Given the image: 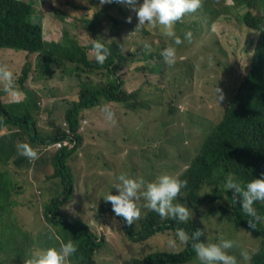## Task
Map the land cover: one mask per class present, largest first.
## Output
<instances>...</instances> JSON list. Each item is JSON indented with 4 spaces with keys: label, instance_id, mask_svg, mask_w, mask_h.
<instances>
[{
    "label": "rangeland",
    "instance_id": "374dc122",
    "mask_svg": "<svg viewBox=\"0 0 264 264\" xmlns=\"http://www.w3.org/2000/svg\"><path fill=\"white\" fill-rule=\"evenodd\" d=\"M23 1L33 4L35 13L32 19L36 23L42 22L44 37L48 42H61L67 34L86 46L89 38L92 39V34L86 32V22L105 5L100 0H91L93 4L86 0H65V5L59 0ZM55 5L61 8L70 6V11H66L62 17H54L50 13L53 9L49 8ZM220 5H225L228 11H220ZM115 7H118L116 15L119 20L123 17V9L125 22L129 16L132 22H126L125 30L117 34L110 32L109 36L116 39V43L135 59L132 64L116 71V76L124 82L123 90L118 94L120 102L98 107L82 119L84 132L81 143L68 161L74 179L72 193L64 204H60L58 216L45 217L47 206L57 193H61L64 184L61 178L54 175L52 154L56 151L44 149L52 147L51 137L68 128L65 113L71 101L78 99L79 84L105 86L107 72L66 64L61 67L64 72L60 82L54 80L50 86L36 68L37 54L27 55L23 50L0 48V64H6L14 74L16 89L13 96H24L20 104L5 106L6 92L0 84V107L14 118L18 116V109H22L19 117L27 123H37V134L49 140V145H39L43 148L42 156L32 159L29 168H11L1 159L6 154L0 155V174L8 183L5 187L7 193H3L1 199L3 210L7 212L2 219L11 222L12 215H17L23 227L31 231L27 238L20 236L13 249L0 241L3 247L0 257L2 264H15L14 261L18 259L15 252L18 250L29 253L46 249L41 246L44 242L59 245L56 236L64 242L72 240L78 249V234L62 226L61 218L76 221L79 217L97 240L103 238V245L95 255H109L113 264H134L132 257L176 250L177 243L175 247H169V241L175 238L173 235H159L141 244L131 243L121 231L116 230L120 224L106 226L98 220L99 208L101 204L110 203L104 199L108 192L118 194L114 185L121 173L145 181L155 180L164 173L178 178L182 176L199 153L206 134L223 120L231 85V80L223 78L233 75L235 82H239L246 73L252 60L251 37L255 32L241 22L244 11L237 8L232 0H202L200 9L185 15L175 25L177 35L184 40L185 45L182 46L175 45L174 40L164 36L158 27L145 25L136 30V13L124 4L116 3ZM217 10L220 13L214 18ZM256 16L264 19L262 12ZM188 31L192 33L191 43L184 39ZM163 40L177 50L176 62L172 66L158 58L144 57V54L150 53L144 50L145 45L149 44L155 47L156 51L153 52L160 54ZM106 41L109 42L108 39ZM91 58L95 59V56L89 50L88 59ZM53 69L57 74L61 72L58 68ZM177 85L181 90L176 88ZM217 88L221 89L223 100H217ZM39 101L45 102V108L37 109ZM105 107L114 112V122L105 118ZM131 107H136L138 111L131 112ZM216 187L217 184H211L204 189L209 199L200 206L202 229L209 242H217L221 236L236 241L240 247L230 250L229 254L236 256L238 264H244L240 249L255 253L260 242L252 238L251 243L254 244L243 245L241 239H245L246 235L238 233L235 227L226 222L228 219L223 217V212L205 217L211 208L214 210L220 206L228 209L225 215H231V204L226 199L214 198L213 190ZM175 202L181 203V200L178 198ZM148 211L142 209L141 219ZM219 217L225 220L220 221ZM133 226L138 229L139 221ZM2 231L0 221V234Z\"/></svg>",
    "mask_w": 264,
    "mask_h": 264
},
{
    "label": "trees",
    "instance_id": "16d2710c",
    "mask_svg": "<svg viewBox=\"0 0 264 264\" xmlns=\"http://www.w3.org/2000/svg\"><path fill=\"white\" fill-rule=\"evenodd\" d=\"M59 1L65 5V0ZM86 1L93 4L91 0ZM232 1L237 8L244 11L243 18L240 17L241 22L248 29L255 32V35L251 37L252 60L239 82H235L233 75L223 78V80H231L227 97L229 101L223 120L209 130L199 153L179 178L182 181H187V186L181 189L179 199L181 203L188 204L194 213V218L189 219L186 223H180L171 218L161 219L157 213L148 211L145 213L144 218L138 220L139 228L135 229L133 225L128 226L121 217L115 215L110 203L101 204V208H99L98 220H101L106 226L113 225L115 227L114 223L120 224V227L116 230L121 231L133 244H141L164 234L175 237L173 240L178 244L176 250L155 251L145 257L135 256L131 258V262L134 264H201L191 242L181 243L176 236V230L183 228L189 236L197 229L203 230L200 222L202 217L200 206L209 199L205 195L204 189L211 184H217V187L213 190L214 198L216 200L226 199L231 204L232 211L231 215L227 216L225 213L228 212V209L220 206L214 210L211 208L209 213L205 214V217L223 212V217L228 220L221 217H219V220H225L235 227L238 233L246 235L245 239H241L243 245L254 244L251 243L252 238L260 242L257 251L255 253L251 252V264H264V221L257 223L256 229L250 228L248 225L249 217L243 213L241 205L232 202L233 190L225 191L222 188L224 177L229 172L242 185L254 178H261V173H264V19L256 16L257 13L261 12L264 16V0ZM142 2L143 0H138V3ZM115 6V2L106 3L100 11L96 12L86 22V32L92 34V39H100L105 47L110 50L108 59L103 65H100L95 59H88V51L91 50L90 43L87 46L81 45L76 39L67 34L63 36L61 42L54 40L48 42L44 37L42 22L36 23L32 19L35 10L30 2L0 0V48L23 50L27 55L37 54L36 68L47 79L45 82L48 85L51 86V82L54 80L60 82L64 72L61 67L66 64H72L78 68L106 70L107 72L108 81L105 86L88 87L85 84H79L78 99L71 101V106L67 108L68 110L65 113L68 127L66 129H69L70 133L62 132L53 137V142L69 138V144L52 154L55 166L54 175L63 180L64 187L61 193H57L51 204L47 206L46 218L58 216L57 211L60 204H64L66 198L71 197L74 179L68 161L81 143V136L84 132V126L81 125V122L84 115L98 107L105 106L107 103L120 102L118 94L122 92L124 82L116 76V71L120 67L132 64L135 59L121 45L116 43V39L109 36L110 32L117 34L126 29L127 23L123 19L125 12L121 9L123 17L119 20L116 15L118 7ZM54 7L56 5L49 8L53 9L50 10V13L54 17H62L66 14V11H70L68 9L70 6L56 7L57 9ZM220 9L224 13L228 11L225 5H220ZM220 11H215L214 18L219 15ZM257 32H259L258 35ZM182 45L185 44L182 43L179 46ZM148 46L150 47H144V50H148L150 53H143L144 57L146 59L158 58L162 62L164 58L161 56V52L169 44L164 41V45H160V54L153 52L156 51L153 44ZM53 68H58L61 72L57 74ZM19 82L22 84L21 79H19ZM176 88L181 90L179 85ZM129 109L131 112L138 111L136 107ZM24 121L23 118H14L0 107V132L5 124H18ZM35 124L37 123L29 124L31 129L28 131L27 136L31 138L35 145H49V140L37 134ZM17 136L22 137L23 135L17 134ZM0 141L4 146V150L0 148V155L6 154L1 157L5 163L15 166L18 170L30 167L28 158L15 159L12 157V154H10L11 143L3 139ZM72 145L73 147L70 148L69 146ZM16 152L17 149H15ZM6 185L8 183L0 174V221L2 229H4L0 234V241L13 249L18 238L20 236L29 237L31 231L23 227L17 215H12L11 222L2 219L3 215L7 214L1 204L3 193H7ZM253 207L261 217H264V202L257 201ZM102 218H107V220L103 221ZM60 223L79 236L77 241L79 248L73 257L69 258L71 264H113V259L109 255H95L102 247L104 239L97 240V237L89 231L90 228L79 217L76 221L61 218ZM201 239L209 242L206 233ZM1 242L0 255L3 250ZM41 246L46 247V249L49 247L59 248V245H54L52 242H44ZM26 254L22 250L16 251L15 256L18 259L14 261L15 264H23V258L26 257Z\"/></svg>",
    "mask_w": 264,
    "mask_h": 264
},
{
    "label": "clouds",
    "instance_id": "9594fccd",
    "mask_svg": "<svg viewBox=\"0 0 264 264\" xmlns=\"http://www.w3.org/2000/svg\"><path fill=\"white\" fill-rule=\"evenodd\" d=\"M113 2L127 5L131 11L136 13L138 19L136 30L142 29L145 25H150L153 28L158 27L164 36L174 40L175 45H180L184 42L177 35L175 25L181 22L185 15L195 13L202 7V0H143L142 3H138V0H100L102 5ZM126 22L131 23L132 17H127ZM184 39L191 43L192 33L190 31L186 32ZM89 43L95 60L100 65H103L110 55V50L105 47L100 39L89 38ZM145 47L150 46L145 45ZM161 56L167 65L172 66L176 62L177 50L174 46L169 45L162 50ZM0 84L3 85V90L6 93H13L14 89H16L14 88V74L6 64H0ZM216 91L217 100L218 98L219 100H223L224 96L221 89L217 88ZM103 112L107 120L114 122V112L108 107H105ZM29 124L34 123L24 121L23 123L14 124L21 127L23 132L22 137H25L26 142L17 145V140L22 138L21 136H17V134L21 133L15 132L11 128L12 124L10 123L2 127V129L5 127L11 128L10 134L3 136L0 132V140L3 139L6 142H10L11 139H14L15 146L12 157L15 159L26 157L32 162V159L42 156L43 148L39 145L43 144L35 145L28 138L27 133L31 129V125ZM35 125L38 128L37 124ZM55 142L52 143V147L45 148L44 151L59 150L53 147ZM0 148H4L1 141ZM15 149H17L16 153ZM7 165L9 166V164ZM117 181L114 188L118 194H112L110 191L104 196V199L106 202L111 203L112 211L117 217H121L128 226H132L141 218L142 209L157 213L161 219L171 218L180 223H186L189 219H193L194 213L192 210L190 211L185 203H174L180 197L181 189L187 186L186 180L182 181L174 175L164 173L157 176L155 180L145 181L143 178H133L126 173H121L117 177ZM222 188L225 191L233 190L232 202L241 205L243 213L249 217L248 225L250 228L256 229L257 223L264 221V217H261L253 207L257 201L264 202V173H261V178H254L242 185L229 172L224 177ZM141 200H143L142 204L140 203ZM204 235L205 233L201 229L192 232L190 236L183 228L176 230V236L181 243L187 244L191 242L201 264H238L236 256L229 254L230 250L240 247L236 241L221 236L217 242H206L201 239ZM56 239L59 241V248L49 247L47 249L30 251L23 258V264H71L69 258L73 257L77 252L76 245L72 240L64 242L59 236H56ZM175 246V240L169 241V247ZM240 256L244 264H250L251 254L247 249L241 248ZM0 264L2 263L0 262Z\"/></svg>",
    "mask_w": 264,
    "mask_h": 264
},
{
    "label": "crops",
    "instance_id": "0c3cea01",
    "mask_svg": "<svg viewBox=\"0 0 264 264\" xmlns=\"http://www.w3.org/2000/svg\"><path fill=\"white\" fill-rule=\"evenodd\" d=\"M14 91H15V89H14ZM8 93V92H7ZM5 94L4 95V103H5V106H12V105H14V104H20L21 103V101L24 99V96H23V94L22 95H16V96H13V93H8V94ZM38 103V106H37V109L39 110L40 108L39 107H43V108H45V102L44 101H39V102H37ZM22 111V109H18V116L17 117H19V114H20V112ZM11 128H13L14 129V131L15 132H17V133H21V134H23V132H22V129H21V127H19V126H16V125H14V124H12L11 125ZM11 128H9V127H5V128H3L2 130H1V134L3 135V136H6V135H8V134H10V132H11ZM25 140V137H22V138H20L19 140H17V145L18 144H20V143H22L23 141ZM8 143H11V145H12V147H11V153L10 154H14V146H15V140L14 139H11L10 140V142H8ZM17 145H16V147H17ZM2 149H4V148H2ZM18 154V153H17ZM16 154V155H17ZM10 166H12V165H9V167ZM12 168V167H11Z\"/></svg>",
    "mask_w": 264,
    "mask_h": 264
},
{
    "label": "built area",
    "instance_id": "2783aa9c",
    "mask_svg": "<svg viewBox=\"0 0 264 264\" xmlns=\"http://www.w3.org/2000/svg\"><path fill=\"white\" fill-rule=\"evenodd\" d=\"M64 132H65V133H68V134L70 133L69 129H66ZM68 144H69V138H66V139L61 140V141H56V142L54 143L53 147H54L55 149H61V148H63L64 146H67Z\"/></svg>",
    "mask_w": 264,
    "mask_h": 264
},
{
    "label": "flooded vegetation",
    "instance_id": "af4514ba",
    "mask_svg": "<svg viewBox=\"0 0 264 264\" xmlns=\"http://www.w3.org/2000/svg\"><path fill=\"white\" fill-rule=\"evenodd\" d=\"M51 139L53 140L54 138L51 137Z\"/></svg>",
    "mask_w": 264,
    "mask_h": 264
}]
</instances>
